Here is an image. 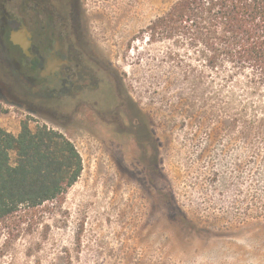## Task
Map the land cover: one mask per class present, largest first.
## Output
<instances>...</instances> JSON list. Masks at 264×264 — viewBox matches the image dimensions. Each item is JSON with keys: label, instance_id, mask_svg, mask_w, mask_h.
Instances as JSON below:
<instances>
[{"label": "rangeland", "instance_id": "374dc122", "mask_svg": "<svg viewBox=\"0 0 264 264\" xmlns=\"http://www.w3.org/2000/svg\"><path fill=\"white\" fill-rule=\"evenodd\" d=\"M176 1L81 0L97 51L140 112L139 135L0 108L9 132L47 125L83 159L58 199L0 222V264H264V138L213 120L186 79L199 81V58L152 38L148 26Z\"/></svg>", "mask_w": 264, "mask_h": 264}, {"label": "trees", "instance_id": "16d2710c", "mask_svg": "<svg viewBox=\"0 0 264 264\" xmlns=\"http://www.w3.org/2000/svg\"><path fill=\"white\" fill-rule=\"evenodd\" d=\"M147 29L199 58V81L186 79L201 90L213 120L242 138H264V0H177ZM169 56L182 60L179 50ZM82 171V156L64 133L23 122L15 135L0 125V222L58 199Z\"/></svg>", "mask_w": 264, "mask_h": 264}, {"label": "flooded vegetation", "instance_id": "af4514ba", "mask_svg": "<svg viewBox=\"0 0 264 264\" xmlns=\"http://www.w3.org/2000/svg\"><path fill=\"white\" fill-rule=\"evenodd\" d=\"M60 123L81 114L118 136L141 131L119 74L97 51L81 0H0V108Z\"/></svg>", "mask_w": 264, "mask_h": 264}]
</instances>
